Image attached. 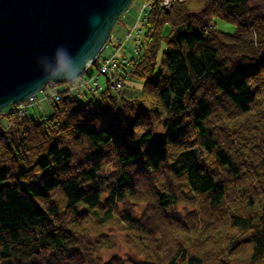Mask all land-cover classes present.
<instances>
[{"label":"trees","instance_id":"obj_1","mask_svg":"<svg viewBox=\"0 0 264 264\" xmlns=\"http://www.w3.org/2000/svg\"><path fill=\"white\" fill-rule=\"evenodd\" d=\"M207 1L147 0L122 89L0 114V264H264V0Z\"/></svg>","mask_w":264,"mask_h":264},{"label":"water","instance_id":"obj_2","mask_svg":"<svg viewBox=\"0 0 264 264\" xmlns=\"http://www.w3.org/2000/svg\"><path fill=\"white\" fill-rule=\"evenodd\" d=\"M134 0H0V111L99 57Z\"/></svg>","mask_w":264,"mask_h":264},{"label":"rangeland","instance_id":"obj_3","mask_svg":"<svg viewBox=\"0 0 264 264\" xmlns=\"http://www.w3.org/2000/svg\"><path fill=\"white\" fill-rule=\"evenodd\" d=\"M176 1L180 2L184 0H171L170 4L168 5H167V1L163 0V5L165 7H171V4L175 3ZM188 1H190L189 2L190 7L193 10H201L206 5V3H208L207 0H188ZM146 4H147V0L133 1V3L128 8V10L120 17V19L114 26L113 31L111 33V37L104 46L100 54L102 56L100 57L99 55L100 58L113 57L116 58L118 62H120V60L124 59L125 57L132 58L135 56V44L137 43V39H141L143 37L142 35L143 18L145 16ZM212 21L215 27L220 31L233 33L236 32L237 30L236 22L227 20L223 18L220 14L214 15L212 17ZM160 58L161 55H159V60ZM95 61H97V59ZM94 64L95 63L91 64L90 67L93 66ZM93 69L95 73H98L99 65L97 67L93 66ZM108 79L109 78L106 75L104 74L100 75L98 77V83L96 87H98V89L101 87L103 88L102 90L106 89L108 87ZM81 80L84 79L79 77L76 81L72 82L71 85H73L74 87L75 85L79 84L78 82H81ZM130 85L134 86L137 89L140 88L141 86V84L135 82L133 83L130 82ZM47 90H49L47 93H44L45 91L42 90L33 98L6 107L2 111H0V114L2 116L9 115L11 113L10 111L12 108L13 110L19 108L20 112H24L21 110V106L29 105L30 116L37 118H41L44 116H51L53 114V102L48 98V96H51L50 93H53L54 90L49 88ZM6 109L8 110L4 112V110ZM12 113L15 112L13 111ZM123 116L124 114L121 113V111H119L117 118L120 121H122ZM212 160L207 159V162H209L212 165ZM179 209L180 211L182 210V208L180 207ZM108 232L110 234L111 244L109 247H106L103 250L102 255L104 256L105 260H108L109 257H111L115 253H118L119 255H124L125 252L128 251L127 249L124 248L125 244L123 242V236L119 231H116L114 228L109 227Z\"/></svg>","mask_w":264,"mask_h":264},{"label":"built area","instance_id":"obj_4","mask_svg":"<svg viewBox=\"0 0 264 264\" xmlns=\"http://www.w3.org/2000/svg\"><path fill=\"white\" fill-rule=\"evenodd\" d=\"M167 1V5L170 4L171 0H166ZM98 59V58H97ZM104 59V60H102ZM99 62V71L98 73H95V71L92 73V75L84 80H81V82H78L79 84L75 85L74 87L77 88L80 92L83 91L84 89H93L96 88L97 83H98V77L102 74L106 75L112 86L114 87V89L116 90H120L123 88V82L121 80L118 79V77L116 76V72L118 69V60H116V58L113 57H109V58H100L98 60ZM54 92L56 93L57 90H54ZM57 94V93H56ZM56 99H59L58 96H56ZM25 106H21V110L24 111Z\"/></svg>","mask_w":264,"mask_h":264}]
</instances>
